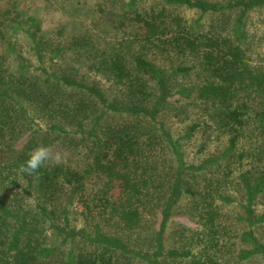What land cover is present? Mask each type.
Listing matches in <instances>:
<instances>
[{
    "label": "trees",
    "instance_id": "1",
    "mask_svg": "<svg viewBox=\"0 0 264 264\" xmlns=\"http://www.w3.org/2000/svg\"><path fill=\"white\" fill-rule=\"evenodd\" d=\"M144 1L125 0L121 13H112L120 23L132 26V35L100 46L101 50L92 44L90 34L74 41V48L80 51L77 55H88V69L106 76L117 88L118 93L110 98L95 82L43 66L49 41L40 18L28 12L21 0H0V264H159L166 253L186 257L184 264H228L215 250L221 232L217 198L224 202L232 198L217 188L202 193L197 201L205 230V236L197 237L200 248L165 252V232L182 198L185 173L202 171L216 159L186 164L180 139L163 122L158 126L157 119L175 95L194 96L212 106L211 119L231 133L228 152L235 150L250 117L264 132V108L254 110L250 104L256 99L264 104V66L250 62V48L240 29L245 11L264 6V0H159L160 8L141 9ZM181 6L201 12L242 7V13L234 33L224 34L205 30L198 22L171 11V7ZM18 33L29 41L40 66L35 67L19 51ZM53 51L59 55L61 47L57 45ZM156 54L180 62L166 69L153 59ZM14 57L15 66L11 63ZM188 60L193 64H186ZM197 67L198 81L175 90L178 77L191 76ZM29 106L38 117H49L47 130L39 124L38 130L31 128L35 117ZM109 113L124 119L108 121ZM65 121L76 127L79 140L85 143L84 164L48 162L32 176L21 173L20 165L40 146V140L47 144L53 133L66 139ZM197 125L190 126L189 132ZM40 130L42 136L37 134ZM163 150H169L175 159L171 173L159 168ZM239 176L250 228L241 234L246 247L237 256L239 260L259 256L264 261V242L251 228L264 221V214L256 217L254 208L264 190V174L246 171ZM92 178L101 184L97 205L102 220L114 219L124 230L139 229L145 214L159 205L153 251L133 247L104 230L105 222L94 221L90 229L70 225V207ZM23 180L24 189L35 195V204L12 195ZM87 207L91 212V206ZM48 229L62 237V244H70L66 252L60 245L50 244ZM76 242L80 244L77 248L73 246Z\"/></svg>",
    "mask_w": 264,
    "mask_h": 264
},
{
    "label": "rangeland",
    "instance_id": "2",
    "mask_svg": "<svg viewBox=\"0 0 264 264\" xmlns=\"http://www.w3.org/2000/svg\"><path fill=\"white\" fill-rule=\"evenodd\" d=\"M123 1L125 0H21L28 12L40 18L43 33L49 41L44 50L43 66L51 71L71 72L87 82H95L110 98L115 97L114 95L118 93L117 88L106 76L88 69V55L82 53L78 56L77 53L80 51L74 48V41L76 38L90 34L93 38L92 44L101 50L105 44L115 43L132 35V26L120 23L112 15L114 12L121 13ZM211 1L228 2L230 0ZM161 6L163 5L159 0H146L139 7L156 9ZM171 8V11H177L188 20L198 22L205 30L213 29L224 34L234 33V27L238 25L237 17L242 13V7L218 12H201L186 6ZM240 26L246 44L250 48V62L253 65L264 66V6L245 11ZM17 36L19 51L35 67L40 66L41 63L31 49L29 41L22 33H18ZM57 45L61 47L59 55L53 51ZM153 59L166 69L180 62L177 58L170 59L161 54L154 55ZM11 61L15 66V57ZM193 62L188 60L186 64L191 65ZM195 71L191 76H179L174 83V89L198 81L197 76L200 69L197 67ZM169 100L159 114L157 123L159 126V123L163 122L173 137L180 139V147L186 164H199L210 158H215L216 161L202 171L188 170L185 173L182 198L175 206L173 218L168 223L165 232V252L173 248L181 251L188 249L197 251L200 248L201 243L197 242L199 240L197 237L205 236V230L204 220L196 208L197 201L202 193L217 188L224 195L232 198L231 201L226 202L217 198L221 210L218 220L221 232L218 234L219 245L215 249L217 254L228 264H264L259 256L248 260H239L237 256L239 250L246 247L241 234L250 228L246 220V197L239 175L246 171H250L252 175L264 174V132L259 122L254 117L249 118L235 150L230 153L226 148L231 133L220 128L217 122L211 119L212 106H208L203 99L194 96L184 98L175 95ZM250 104L254 110L264 108V104L258 99ZM28 109L29 113L35 117V120L30 123L31 128L38 130L39 124L43 130H47L51 122L49 117H42L41 114V117H38V113L32 106ZM109 114L108 121L119 123L124 119L123 116L112 117L113 114ZM196 123L198 125L189 132V127ZM64 124L69 130L67 135H63L66 137L65 140H61L58 138L60 136L53 133L50 135L53 140H47V144L40 140V145L46 144L54 151L60 152L61 162H78L83 165L86 158L85 143L79 140L76 127L68 124L67 121ZM41 133L42 130L37 132L38 135ZM163 151L158 160L159 168L164 173H171L175 166V159L169 150ZM100 186L99 181L92 178L85 193L76 196L70 207V225L90 229V224L94 221L105 222L102 224L104 230L127 240L133 247L153 251L159 205L155 204L145 214L143 224L139 229L127 231L114 219L102 220L104 215L97 205ZM24 188H27L25 180L22 181V187L13 188L11 193L12 195L18 194L19 199H22L24 203L35 204V195ZM87 205L91 206V212ZM254 208L256 217L264 214V190L257 196ZM251 228L264 242V221L255 223ZM47 233L50 244L60 245L64 252L69 249L70 244H62V237L57 233H53L51 229H48ZM79 245V242L73 244L76 248ZM186 261V257H173L166 253L160 257L159 264H184Z\"/></svg>",
    "mask_w": 264,
    "mask_h": 264
},
{
    "label": "clouds",
    "instance_id": "3",
    "mask_svg": "<svg viewBox=\"0 0 264 264\" xmlns=\"http://www.w3.org/2000/svg\"><path fill=\"white\" fill-rule=\"evenodd\" d=\"M62 160L61 153L54 151L50 146L40 145L34 148L27 158V160L20 165V172L26 173L30 176L38 172V170L48 162L59 164Z\"/></svg>",
    "mask_w": 264,
    "mask_h": 264
}]
</instances>
